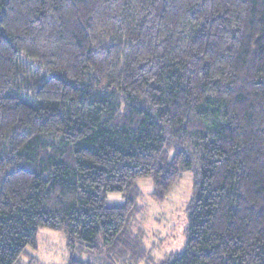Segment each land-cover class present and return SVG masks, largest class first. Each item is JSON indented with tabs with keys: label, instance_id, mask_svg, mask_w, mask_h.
Masks as SVG:
<instances>
[{
	"label": "trees",
	"instance_id": "trees-1",
	"mask_svg": "<svg viewBox=\"0 0 264 264\" xmlns=\"http://www.w3.org/2000/svg\"><path fill=\"white\" fill-rule=\"evenodd\" d=\"M186 171L160 264H264V0H0V264L44 229L138 264V180L163 201Z\"/></svg>",
	"mask_w": 264,
	"mask_h": 264
},
{
	"label": "rangeland",
	"instance_id": "rangeland-1",
	"mask_svg": "<svg viewBox=\"0 0 264 264\" xmlns=\"http://www.w3.org/2000/svg\"><path fill=\"white\" fill-rule=\"evenodd\" d=\"M143 195L140 211L134 218L132 229L141 236L146 257L138 264H160L166 256L184 250L186 242L187 209L194 195L193 172L186 171L172 187L163 201L153 199L154 184L151 179L138 180ZM122 195H110V202ZM28 264H68L70 252L63 233L44 229L39 235L37 249L28 248ZM136 264V263H128Z\"/></svg>",
	"mask_w": 264,
	"mask_h": 264
},
{
	"label": "crops",
	"instance_id": "crops-1",
	"mask_svg": "<svg viewBox=\"0 0 264 264\" xmlns=\"http://www.w3.org/2000/svg\"><path fill=\"white\" fill-rule=\"evenodd\" d=\"M112 195H115V194H112ZM119 195V194H118ZM109 198H110V196H109ZM121 199H122V197L119 199V200H115V201H121Z\"/></svg>",
	"mask_w": 264,
	"mask_h": 264
}]
</instances>
